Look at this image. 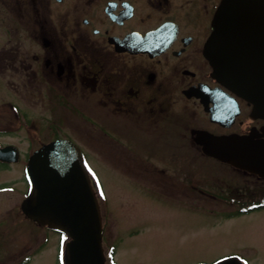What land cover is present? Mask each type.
I'll use <instances>...</instances> for the list:
<instances>
[{"label": "flooded vegetation", "instance_id": "1", "mask_svg": "<svg viewBox=\"0 0 264 264\" xmlns=\"http://www.w3.org/2000/svg\"><path fill=\"white\" fill-rule=\"evenodd\" d=\"M220 2L0 0V116L5 106L18 116L19 84L3 79L21 77L31 98L42 95L49 111L48 132L59 122L56 139L74 142L84 154L91 150L110 168L183 174L179 183L169 185H188L186 191L197 190L198 200L232 206L257 202L264 207V177L218 158L223 155L220 140L226 137L251 136L264 144V111H254L252 104L215 80L205 55ZM2 87L12 96L5 103ZM3 134L0 131V147L16 146L20 157L16 162L0 160V172L18 171L22 164L24 177V157L31 151L3 143ZM151 146L157 153L148 149ZM242 176L255 180L243 183ZM14 178L0 183V196L21 197L12 219L0 215V256L8 249V235L19 228L35 234V222L21 210L31 186L24 178L21 185ZM210 185L227 186L217 193ZM239 185L255 187L243 191ZM106 216V264H119L116 239L122 225L114 232H108V226L124 219ZM135 222L127 227L126 237L140 234L133 229ZM50 238L46 233L40 250ZM55 244L61 264L64 238L57 235ZM10 258L0 264H30L34 251Z\"/></svg>", "mask_w": 264, "mask_h": 264}, {"label": "rangeland", "instance_id": "2", "mask_svg": "<svg viewBox=\"0 0 264 264\" xmlns=\"http://www.w3.org/2000/svg\"><path fill=\"white\" fill-rule=\"evenodd\" d=\"M3 80L12 81L17 87L19 84V109L18 116L8 106H5L7 109H2L3 115L0 117L5 121L0 123V131L13 134L2 136L1 141L19 145L24 151L30 152L54 139V133H58V127L62 126L58 122L56 129L48 132L44 119L49 111L43 105L42 95L31 98L21 86V77L16 80L15 77L8 76ZM1 92L3 103L12 98L9 93H5L3 87ZM54 117H59L58 112H55ZM10 121L12 123H6ZM89 145L93 148V145ZM148 149L157 153L153 146ZM85 157L93 170L92 183L97 188L100 184L103 189V193L101 189H97L102 216L114 214L116 220L124 219L121 222L112 221L108 226V232H114L119 224L122 225L116 239L119 264H210L229 256H238L249 264H264V208L234 215L237 211L234 205H224L215 200H198L197 190L194 193L187 190V194L188 185H169L172 182L179 183V179L184 177L183 174L159 175L141 170L129 172L120 167L110 168L107 160L91 150ZM16 169L18 171L5 174L0 172V183L11 176L17 177L18 184L21 185L22 164ZM3 175L6 177L3 178ZM254 180V177H241L243 183ZM210 186L212 191L219 193V188L227 185ZM239 186L243 191L255 187ZM20 198L0 196L2 218L12 219L10 214H14V208L21 202ZM135 220L133 229L140 231V234L128 238L125 231ZM22 228H19V232L7 234L8 249L1 254L0 263L11 260V256L16 255L19 259L22 254L34 251L30 264H58L55 244L57 235L48 232L51 238L40 250L46 231L35 226L33 235L30 230ZM8 242H11V246Z\"/></svg>", "mask_w": 264, "mask_h": 264}, {"label": "water", "instance_id": "3", "mask_svg": "<svg viewBox=\"0 0 264 264\" xmlns=\"http://www.w3.org/2000/svg\"><path fill=\"white\" fill-rule=\"evenodd\" d=\"M206 55L219 82L264 110V0H222ZM219 149L222 160L264 176V144L251 136L223 138ZM26 173L32 192L22 210L67 235L65 263L104 264L100 207L79 149L66 140L45 145L29 158ZM217 264L242 262L231 257Z\"/></svg>", "mask_w": 264, "mask_h": 264}]
</instances>
